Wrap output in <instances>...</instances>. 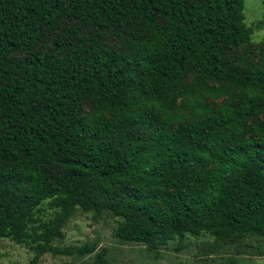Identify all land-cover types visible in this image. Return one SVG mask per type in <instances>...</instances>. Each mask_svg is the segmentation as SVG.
I'll return each instance as SVG.
<instances>
[{
    "label": "trees",
    "instance_id": "trees-1",
    "mask_svg": "<svg viewBox=\"0 0 264 264\" xmlns=\"http://www.w3.org/2000/svg\"><path fill=\"white\" fill-rule=\"evenodd\" d=\"M254 32L245 0H0V239L94 252L54 244L81 209L149 248L264 241Z\"/></svg>",
    "mask_w": 264,
    "mask_h": 264
},
{
    "label": "rangeland",
    "instance_id": "rangeland-1",
    "mask_svg": "<svg viewBox=\"0 0 264 264\" xmlns=\"http://www.w3.org/2000/svg\"><path fill=\"white\" fill-rule=\"evenodd\" d=\"M246 22L255 27L252 47L255 59L264 57V0H245ZM264 120V116L261 117ZM53 212L46 206L45 215ZM118 217L106 212L96 220L93 213L77 209L64 225L58 246L95 244L94 252L70 255L47 252L32 262L36 253L25 243L0 239V264H93L102 247L108 249L112 264H264V241L257 236L234 242L219 241L209 233L186 234L170 240L160 248L142 243L126 242L116 235Z\"/></svg>",
    "mask_w": 264,
    "mask_h": 264
}]
</instances>
